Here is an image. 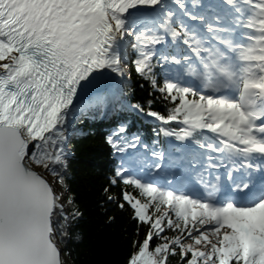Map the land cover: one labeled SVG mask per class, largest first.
Listing matches in <instances>:
<instances>
[{"label":"snow or ice","instance_id":"6c2138e0","mask_svg":"<svg viewBox=\"0 0 264 264\" xmlns=\"http://www.w3.org/2000/svg\"><path fill=\"white\" fill-rule=\"evenodd\" d=\"M99 121L119 264H264V0H0V264H68L73 139Z\"/></svg>","mask_w":264,"mask_h":264},{"label":"trees","instance_id":"16d2710c","mask_svg":"<svg viewBox=\"0 0 264 264\" xmlns=\"http://www.w3.org/2000/svg\"><path fill=\"white\" fill-rule=\"evenodd\" d=\"M134 79L137 80L136 98L145 103L150 99L151 89L141 87L138 78ZM162 108L163 105H156L157 110ZM99 125V122H90L84 128V131L90 134L73 139L75 155L69 161L67 180L85 212V217L77 229L84 234L85 239L79 243L69 242L72 256L65 257L68 264H119L126 254L125 230L130 226L134 227L129 223L130 216L124 215L115 204L108 202L105 196V190L112 187L113 194L120 197L123 186L117 188L111 183L115 162L105 140L107 130ZM145 126L152 131L148 122ZM104 203H108L109 208L116 209L112 215L120 217L115 226H108L109 217L106 215L107 209L103 207Z\"/></svg>","mask_w":264,"mask_h":264}]
</instances>
